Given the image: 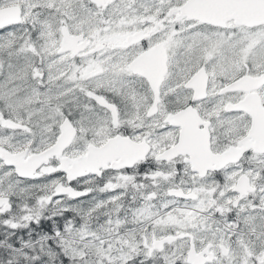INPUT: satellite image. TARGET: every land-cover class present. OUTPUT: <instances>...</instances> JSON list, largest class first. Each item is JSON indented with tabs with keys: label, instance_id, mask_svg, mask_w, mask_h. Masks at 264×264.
<instances>
[{
	"label": "snow or ice",
	"instance_id": "snow-or-ice-1",
	"mask_svg": "<svg viewBox=\"0 0 264 264\" xmlns=\"http://www.w3.org/2000/svg\"><path fill=\"white\" fill-rule=\"evenodd\" d=\"M0 264H264V0H0Z\"/></svg>",
	"mask_w": 264,
	"mask_h": 264
},
{
	"label": "flooded vegetation",
	"instance_id": "flooded-vegetation-1",
	"mask_svg": "<svg viewBox=\"0 0 264 264\" xmlns=\"http://www.w3.org/2000/svg\"><path fill=\"white\" fill-rule=\"evenodd\" d=\"M35 237H36L35 234H33L32 238H35Z\"/></svg>",
	"mask_w": 264,
	"mask_h": 264
}]
</instances>
